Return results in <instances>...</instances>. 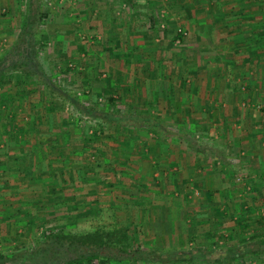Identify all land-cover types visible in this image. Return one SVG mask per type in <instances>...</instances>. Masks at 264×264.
Segmentation results:
<instances>
[{"label": "rangeland", "instance_id": "obj_1", "mask_svg": "<svg viewBox=\"0 0 264 264\" xmlns=\"http://www.w3.org/2000/svg\"><path fill=\"white\" fill-rule=\"evenodd\" d=\"M18 1L0 0V56L12 45L21 26L23 18L17 12ZM209 1L210 5L205 3V8L209 6L217 8L216 2L213 1L211 4ZM189 3L186 0L181 8H177L179 3L175 4L173 0H43L49 19L40 37V40L46 43L40 59L48 74L57 75L60 87L82 103H97L98 107L104 109L112 105L108 100L110 96L113 99L116 96L115 106H111V110L123 114L151 116L161 123V131L149 128L148 124L131 126L129 121L127 122L129 127L125 125L124 128L103 125V133L98 139H93L94 146L88 147L83 143L87 142L85 139L91 135L89 131L95 128V124L87 120H76L77 118L71 115L70 107L65 106L67 108L65 109L62 103H58L56 107L48 105L47 92L35 81L18 86L15 81L8 80L7 85L0 86V136L4 134V138L0 139L2 163L9 166L13 164L11 163L13 160L8 156L10 153L16 156L19 154L18 158L25 153L28 159L34 160L37 152L41 159L61 161L56 158L57 152H49L47 148V143L55 138L54 133L61 129L59 126L61 114L62 117L67 116L65 118L69 119V127L74 132L69 151L70 153L75 151L73 155L78 159L75 160L72 156L64 160L62 163L64 167L59 169L65 171L70 168L72 181L78 180V174L84 175L85 181H81L84 184L81 187L84 201H79V207L84 206L81 208L82 212L78 214L74 210L70 211L71 207H75V201L69 199V204L65 206L69 207L66 208V212L74 213L76 217L72 220L46 221L44 227L76 233L100 227L107 228L108 224L116 222L119 215L113 208L108 210L107 194L101 198L102 213L94 217L89 216L93 209L87 210V207L92 206L95 198L91 192L92 185L88 186L86 182L88 179L98 177L95 176L96 172L101 174L104 184L110 185L100 187V192L107 193L109 189L113 191L119 188V192L122 191L125 197H129L126 194L129 186L127 183L138 185L137 182H140L144 173H148L149 178L154 172H169L167 169L170 165H172L170 171L175 172L173 167H177L180 169L176 173L182 172L185 176L189 170L195 171L212 166L225 175L236 174L234 177H240L241 183H251L248 178L255 175L249 170L251 168L249 163L253 162L248 161L247 158L250 157L248 152L246 149L240 147L235 149L232 146L234 142H230V132L210 131L209 122L213 121L204 112L202 98L204 99L211 91L213 83L217 91L223 90L226 85L223 78H230L241 72L242 69L237 67L235 60L242 59L247 53L239 50L236 45L238 42H231L230 38L237 32L241 33L243 29L256 27L261 31L257 38L252 40L259 48L249 60L258 58L257 65L261 67L257 66L255 70L261 68L263 71L264 43L261 40H264V0L260 1L259 11H254L253 20L248 18L239 20L235 18V12V15H230L231 18L218 20L215 25V21L208 18L214 27H219L216 29L221 30L222 34L227 33L226 38L230 40L225 42L214 33L208 37L194 34V25H191V18L188 16L191 14L192 6ZM228 3L230 4L228 8H238L235 0ZM150 15H153L155 24L149 22ZM205 15L211 17V12ZM178 34H181L182 38H178ZM156 58L162 60L158 68L154 67L155 62L152 60ZM246 69L245 71H250ZM131 77L137 82H133ZM88 80L91 81V85L85 88L83 84ZM124 80L128 82L126 85L128 90L124 88ZM171 85L176 93L172 108L169 105V98L166 97V92L167 94L171 92L168 88ZM260 91L263 92L258 89V92ZM187 93H192L190 95L193 96L192 99H185ZM136 94L143 99L135 98ZM146 96L148 99H145ZM200 107L202 109L196 110ZM258 110L262 112L264 107ZM5 118H8V125L14 124L16 129H22L21 135L17 136L24 140L20 150L13 145L16 136L3 133L7 130L2 125ZM212 118L222 119L219 113ZM203 128L207 131L202 130ZM191 139L196 141L198 147L189 143ZM203 149H209L216 153L217 157ZM260 152L264 153V150ZM95 153L100 154L103 159L95 160L92 157ZM172 157L181 160L182 167L171 164ZM157 158L163 159L159 161V167L153 164ZM226 159H231L234 163L224 164ZM236 160H239L240 164H236ZM107 163L110 165L109 168L106 167ZM112 163H117L118 166H112ZM111 168H115L118 173H124V177L125 175L128 177L124 178V181L129 179V182L122 181L123 177L120 175L113 176ZM21 173L18 169L17 172L0 178V189H9L10 193L5 196L2 192L0 195V201H8L5 213L0 211V251L6 254L15 251L16 247L18 249L35 247V231L26 230L24 222L17 218L16 209L17 204L26 203L35 194H39L41 186L29 179L27 180L29 182L22 183L17 176ZM11 176H14V182L10 179ZM16 177L19 178L18 184H15ZM114 179L115 184H119L115 188L110 183ZM262 183L263 181H257L255 187L258 184L263 186ZM66 188V191L71 189L73 193L76 190L75 186ZM14 189L16 190L13 198L11 192L14 193ZM196 192L198 193L190 199L184 192L175 198L177 197L180 203H186V196L189 204L200 203L201 192ZM17 193H20L18 198L14 196ZM250 198H252L250 195L246 196V199ZM121 199L124 200V197ZM58 215L62 216L60 212Z\"/></svg>", "mask_w": 264, "mask_h": 264}, {"label": "crops", "instance_id": "obj_2", "mask_svg": "<svg viewBox=\"0 0 264 264\" xmlns=\"http://www.w3.org/2000/svg\"><path fill=\"white\" fill-rule=\"evenodd\" d=\"M208 1L188 0V3H192H189L192 6L191 14L188 16L191 18V25H194V34L208 37L214 33L224 42L231 39V42H238L237 48L244 50L247 54L243 55L242 59L235 60L237 67L242 70L230 78H223L226 84L223 90L217 91L213 83L211 91L205 95L204 99L202 98L204 100L203 109L213 121L209 122L210 131L230 132V142H234L232 146L235 149L239 147L246 149L250 156L247 158L248 161L253 162L249 163L251 167L249 170L255 176L248 178L251 183H241L239 182L240 177H234L236 174L234 176L225 175L218 168L214 169L212 166L195 169V171L189 170L185 176L182 172L176 173L180 168L173 167L175 172L170 171L172 168L170 165V168L167 169L169 172H154L150 174L149 178L147 177L148 173H144L145 175H141L140 182H137L138 185L132 184L129 179L124 181V178H128L126 175L121 177L125 183L129 182L126 192L129 197L122 195L119 188L113 191L109 189L107 193H102L99 191L101 189L93 184L91 192L95 201H92L91 210H101V198L107 194L108 210L113 208L119 215L116 222L112 225L108 224L107 228L124 227V229H128L127 234L131 240L129 258L127 256L124 261L112 264H264V191H262V187H264V153L260 152L264 150V111L259 112L258 110L262 106L264 107V68L263 71L261 68L255 70L259 66L257 65L259 59L250 58L249 60V57L259 48V45L252 43V40L257 38L261 31H258L256 27L243 29L241 33L237 32L227 40V33L222 34L221 30L216 29L219 27H214L213 23L209 22L212 19L215 21V25L218 20L231 18L230 15H233L234 12L235 18L239 20L243 21L246 18L253 20L254 11L261 7L259 6L261 0H235L237 9L228 8L230 6L228 2L232 0H211L209 2L211 4L213 1L216 2L217 8L211 6L205 8V3L209 4ZM173 2L179 3L177 8H181L182 3H186V0H173ZM256 2H258L257 5ZM208 12H211V17H206L205 13ZM250 42L251 45H249ZM152 60L155 61L156 66H158V62L162 61L157 58ZM242 67L250 71H245V68ZM240 73L241 75H239ZM131 80L137 82L133 77ZM124 84V88L128 90V86H126L128 82L124 80ZM168 88L171 92L168 91V94L166 92V97L169 98V105L172 108L176 93H174L172 85ZM258 89L263 92H258ZM191 94L187 93L185 99H192ZM135 98L143 99L137 94ZM145 99L148 97L146 96ZM197 109H202V107ZM216 113H219L222 119L212 118ZM9 116L11 117V115ZM13 145L16 146V142ZM8 156L14 160L19 154L16 156V154L10 153ZM43 159L44 169H47L48 163L52 161ZM162 160L161 158L154 160V166L159 167V161ZM215 160L219 159L215 158ZM235 162L240 164L239 160ZM170 163L182 167L183 162L177 160V157H172ZM223 163L232 164L234 162L231 159H226ZM14 171L17 172L18 168L0 161V178L9 176ZM63 172L65 173L61 174L59 169L58 175L62 178L60 183L61 181L64 183V180L67 181L61 186L68 199L66 198V202L59 205V212L62 216L68 214L66 212L68 207L65 206L69 204V199H74L75 207L78 210L84 206L81 203L83 206L79 207V201H84V193L81 191V187L84 185L82 184L84 175L79 174L80 177L78 176V180L74 184L76 190L73 193L71 189L66 191V187L71 186L69 182L71 173L68 175L66 171ZM96 175L103 179L100 177V173L96 172ZM17 176L21 181L22 176L20 174ZM13 177L11 176L10 179L13 180ZM19 178H15V184L19 183ZM114 181L115 179L110 183L115 188L119 184L116 185ZM257 181H263V186L258 184L255 187ZM103 187L107 186L103 185ZM1 190H5L2 191L5 196L10 194L9 189L1 188ZM194 190L201 192V201L189 204V199L198 193ZM182 192L189 195V199L185 196L186 203H180L179 199L175 198ZM11 194L13 197L15 191ZM248 195L252 197L249 200L246 199ZM121 197H124V200ZM80 211L82 212V209ZM258 245L260 250L257 248ZM233 256L236 259L232 260Z\"/></svg>", "mask_w": 264, "mask_h": 264}, {"label": "trees", "instance_id": "obj_3", "mask_svg": "<svg viewBox=\"0 0 264 264\" xmlns=\"http://www.w3.org/2000/svg\"><path fill=\"white\" fill-rule=\"evenodd\" d=\"M18 3L17 12L20 13L23 19L16 39L5 53L0 56V86L7 85L8 80L15 81L18 86H24L27 82L35 81L40 88H43L47 92L49 96L48 105L56 107L58 103H62L64 108L65 106H68L67 108L70 107L72 111L71 115L76 117V120H87L95 124V128H91L89 131L91 135L85 139L87 142L83 143V145L88 147L94 146L93 144L95 143H92L93 139H98L99 135L103 133V125H116L124 128L125 125H128L127 122L129 121V125L131 126L148 124L150 125L149 128L161 131V123L151 116L123 114L113 109L111 110V106H115L114 103L116 102L112 96L108 99L112 105L104 109L98 107L97 103H82L78 98L71 96L66 90L62 89L56 79L57 75L48 74L40 59L42 49L46 46V43L42 42L40 37L42 36L43 27L49 19V13L43 6V0H19ZM149 22L155 24L153 15L149 16ZM178 38H182V36L178 35ZM262 42L264 43V40ZM158 66H160V62ZM158 66L155 64L154 67L158 68ZM154 71L155 69L152 70V75L155 74ZM83 85L85 88H89L91 81L88 80ZM62 116V114L59 116L60 131H56L54 133V140L47 143L49 152H57L58 156L56 158L61 161L49 162L47 169H44V159L38 156V152L35 154L36 158L34 160L28 159L25 153L24 156L20 158L16 157L13 160V167L15 166L22 172L21 182L25 181L26 183L29 179V181L41 186L39 194H35L26 203L21 201L22 203L17 204L16 209L17 218L24 222L26 230L33 229L35 231V247L24 249L16 247L15 251L8 254L0 251V264H112L113 262H122L127 256L128 258L130 256L129 246L131 240L127 234L128 229H124V227L112 229L100 227L88 231H77L76 233L55 231L54 229L44 227L47 223L46 221L59 219L72 220L76 217L74 213L69 212L61 217L58 215L59 205L68 199L64 195L62 187L67 181L64 180V183L63 181L60 183V179L62 178L58 175L59 168L63 167L62 163L64 160L70 159L72 156L75 160L78 159V157L73 155L75 151L71 153L69 151L71 137L74 134L73 130L69 127L70 121L65 118L67 117L66 115L65 117ZM7 123L8 118H5L2 121V125L7 130H4L3 133L7 132L12 137L16 136L14 140L20 150L22 144H24V140L17 136L21 135L20 132L22 130L16 129L15 126L8 125ZM129 125L126 127H129ZM3 135L1 134L0 139L4 138ZM189 143L192 146H197L196 141L193 139ZM203 150L217 157V154L209 149ZM97 153L92 157L95 160L103 159ZM107 164L106 167L109 168L110 165L109 163ZM113 165L118 166L117 163H112ZM65 171L66 173L69 172L67 173L68 175L71 173L70 168H67ZM111 171L112 173L114 172L113 176L115 177H119V175L120 177H124V173L116 172L115 168ZM60 173L64 174L65 172L60 171ZM69 176V182L71 186H74V181L77 180L72 181V174ZM77 176L80 177L79 174ZM93 184L97 188L109 185L104 184V181L99 177L91 180L88 179L86 182L88 186ZM2 191L0 189V195H2ZM19 194L17 193L16 197H19ZM72 200L74 201L73 198ZM7 204V201L1 200L0 211H6ZM90 207L85 209L89 210L91 209ZM72 210H76L74 211L75 213L81 212V209L78 210L77 207ZM90 212L89 216L94 217V215L101 214L102 209ZM257 248L260 250L259 245ZM233 259H236V257L233 256Z\"/></svg>", "mask_w": 264, "mask_h": 264}]
</instances>
